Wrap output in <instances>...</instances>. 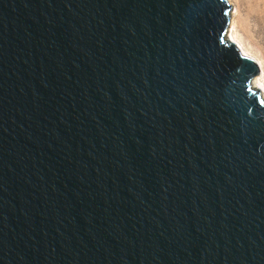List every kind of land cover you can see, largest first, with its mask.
Instances as JSON below:
<instances>
[{"label": "water", "instance_id": "1", "mask_svg": "<svg viewBox=\"0 0 264 264\" xmlns=\"http://www.w3.org/2000/svg\"><path fill=\"white\" fill-rule=\"evenodd\" d=\"M231 11L0 0V264H264L262 71Z\"/></svg>", "mask_w": 264, "mask_h": 264}, {"label": "bare ground", "instance_id": "2", "mask_svg": "<svg viewBox=\"0 0 264 264\" xmlns=\"http://www.w3.org/2000/svg\"><path fill=\"white\" fill-rule=\"evenodd\" d=\"M241 1H245V6L248 10V17L253 20L254 26L252 31H254V36L259 38L261 43L264 44V0H228V3L233 4V6H237L240 13L243 7ZM232 15H235V17L232 16L233 18H231L233 24H230V29H232V32H228L227 37L229 41H231L232 44L239 49L243 56L252 58L261 68V75L253 80V83L257 84L256 87H253V90L259 91L264 97V61L253 54L252 50L249 48V45L244 42L241 35L239 34L240 31L238 30L239 25L237 23V18L240 17V14L237 16L235 12L232 13Z\"/></svg>", "mask_w": 264, "mask_h": 264}, {"label": "rangeland", "instance_id": "3", "mask_svg": "<svg viewBox=\"0 0 264 264\" xmlns=\"http://www.w3.org/2000/svg\"><path fill=\"white\" fill-rule=\"evenodd\" d=\"M242 2V11H238L237 6H234V9L236 11H231L232 13L236 12V15L240 14V17H238V30L240 31L239 34L241 35L244 42L249 45V48L252 50L253 54L258 57L259 59L264 61V44L261 43L260 39L254 36V31H252L254 23L253 20H251L248 17V10L245 6V1ZM235 4V3H234ZM233 6V4H231ZM236 16V17H237ZM231 18H233L231 16ZM232 22V19H231ZM232 25V24H231ZM237 25V24H236Z\"/></svg>", "mask_w": 264, "mask_h": 264}, {"label": "trees", "instance_id": "4", "mask_svg": "<svg viewBox=\"0 0 264 264\" xmlns=\"http://www.w3.org/2000/svg\"><path fill=\"white\" fill-rule=\"evenodd\" d=\"M234 60H235V64H240V58L237 56H233Z\"/></svg>", "mask_w": 264, "mask_h": 264}]
</instances>
